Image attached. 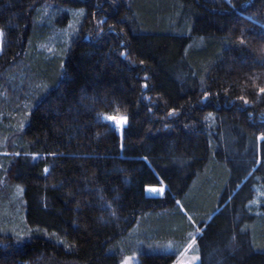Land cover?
<instances>
[{
	"label": "trees",
	"instance_id": "trees-1",
	"mask_svg": "<svg viewBox=\"0 0 264 264\" xmlns=\"http://www.w3.org/2000/svg\"><path fill=\"white\" fill-rule=\"evenodd\" d=\"M0 43V264H121L181 205L198 264H264V0H0Z\"/></svg>",
	"mask_w": 264,
	"mask_h": 264
},
{
	"label": "rangeland",
	"instance_id": "rangeland-1",
	"mask_svg": "<svg viewBox=\"0 0 264 264\" xmlns=\"http://www.w3.org/2000/svg\"><path fill=\"white\" fill-rule=\"evenodd\" d=\"M70 28L72 31L69 33L68 40L71 39V36L73 35L72 33L76 29L74 25H72ZM2 50V44L0 43V53H2ZM54 51H56V49H54ZM107 117L110 116L104 115L103 119L109 121L106 119ZM111 117L120 118L126 116ZM109 122L118 132H121L127 123L126 121V123H124L122 126H117L113 121ZM2 154H6L5 151L0 152V155ZM20 187L22 189L23 196L24 188L22 186ZM155 187L159 189V191L155 193L150 192L149 187L148 193H150V195L154 194V196H158L164 193V186ZM181 208L184 212L183 214H185L190 222L193 223L195 227L194 230L186 228L180 230L177 233V236H173L171 234L172 232L170 231V227L166 226V220L161 219L163 217L166 218L167 215L163 217H158L157 215L152 216L151 220L149 217L146 219L140 218V220L128 234V238L125 239L123 244H121L122 247L119 249L122 254L121 264H137L140 260L141 253L175 254V261L172 264H198L200 261V255L197 238L201 233V228H199V225L193 221L194 219L192 218V215L188 213L186 206L181 205Z\"/></svg>",
	"mask_w": 264,
	"mask_h": 264
},
{
	"label": "snow or ice",
	"instance_id": "snow-or-ice-1",
	"mask_svg": "<svg viewBox=\"0 0 264 264\" xmlns=\"http://www.w3.org/2000/svg\"><path fill=\"white\" fill-rule=\"evenodd\" d=\"M261 92H264V89H261ZM106 119L109 121H113L117 126H122L127 121L126 117L117 118V117L110 116V117H107Z\"/></svg>",
	"mask_w": 264,
	"mask_h": 264
},
{
	"label": "bare ground",
	"instance_id": "bare-ground-1",
	"mask_svg": "<svg viewBox=\"0 0 264 264\" xmlns=\"http://www.w3.org/2000/svg\"><path fill=\"white\" fill-rule=\"evenodd\" d=\"M149 191L155 193V192L159 191V189H157L155 186H153V187H150V188H149ZM149 194H150V193H149ZM151 194H153V193H151ZM153 195H154V194H153ZM155 195H158V194H155Z\"/></svg>",
	"mask_w": 264,
	"mask_h": 264
},
{
	"label": "water",
	"instance_id": "water-1",
	"mask_svg": "<svg viewBox=\"0 0 264 264\" xmlns=\"http://www.w3.org/2000/svg\"><path fill=\"white\" fill-rule=\"evenodd\" d=\"M148 188H149V187L146 188V193H147V195H148V196H154V195H150V194L148 193Z\"/></svg>",
	"mask_w": 264,
	"mask_h": 264
}]
</instances>
